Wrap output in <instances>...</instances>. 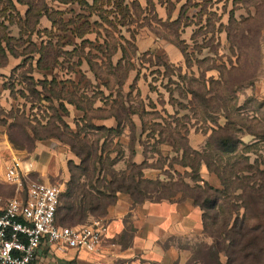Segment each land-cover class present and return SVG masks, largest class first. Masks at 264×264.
Returning <instances> with one entry per match:
<instances>
[{"label": "crops", "instance_id": "0c3cea01", "mask_svg": "<svg viewBox=\"0 0 264 264\" xmlns=\"http://www.w3.org/2000/svg\"><path fill=\"white\" fill-rule=\"evenodd\" d=\"M28 1L33 3L30 10ZM220 7V0H0V85L11 100L8 92L33 81L37 98L50 102L53 116L58 114L55 132H79L90 141L98 136L97 149L116 158L111 164L116 170H123L120 161L127 158L136 164L146 163L141 167L145 179L178 180L190 186L207 182L219 187V177L203 160L197 164L200 180L189 183L183 177L191 168L182 162L177 141L171 140L169 146L182 169L173 163L154 164L141 141L147 134L171 133L185 135L189 147L197 152L208 148L209 136L217 128L212 125L203 136L198 125L186 121L189 111L177 104H185L189 92L178 96L171 87L168 91L156 89L161 81L179 86V79L195 72L189 39L220 36ZM126 42L132 44L131 54ZM10 125L7 121V126H0L2 168L13 155L24 156L31 178L62 181L64 192L71 178L69 162H80L68 141L56 134L37 138L27 152L9 138ZM105 129L112 130L110 136ZM157 150L160 152V146ZM98 175L92 179L82 175L80 182L92 192L89 184L95 183ZM8 187V194H17L13 184ZM114 194V201L101 213L107 230L95 251L41 244L39 260L54 258L57 264H186L193 241L211 242V237L205 238L202 209L180 192L167 198L147 194L138 201L124 190ZM83 214L79 220L61 215L59 221L73 225L93 216L86 210Z\"/></svg>", "mask_w": 264, "mask_h": 264}, {"label": "rangeland", "instance_id": "374dc122", "mask_svg": "<svg viewBox=\"0 0 264 264\" xmlns=\"http://www.w3.org/2000/svg\"><path fill=\"white\" fill-rule=\"evenodd\" d=\"M220 3V17L223 19L220 22V36L189 39V57L191 63H195L191 69L195 72L191 71L183 80L178 78L179 86L175 83L163 84L161 81L156 91L158 89L168 91L167 88L171 87L178 96L182 95L180 93L189 92L188 99L185 98L186 103L177 102V104L182 110L189 111V119L186 121L191 125H198L203 136H207L205 130L212 125L217 129L218 126H226L235 132L242 142L238 147L245 149L243 152L239 151V155L233 153V159H237L240 170L236 172L239 179L230 182V185L237 186L245 176L248 178V185L253 186L255 194L259 195L263 193V189H259V184H263L264 179V0H220ZM126 45L131 54L132 44L126 42ZM2 86L0 85V126H7V121H10L11 128L10 126L7 128L9 138L15 146L25 148L28 152L37 140L32 127L38 122L42 123L41 120L45 123L51 120L53 115L51 103L46 99L40 101L37 98L36 86L32 83L28 84V80L25 84L15 86L13 93L8 92L11 100H7L5 96L7 89L4 90ZM45 90L46 88L43 93L47 96L48 92ZM15 92L17 95L14 94ZM199 99H203L204 104ZM171 140H174L172 143L177 141L178 146L182 147L181 160L184 157L191 168L188 172H183V177L189 183L200 180L196 172L197 164L203 160L201 157L209 147L204 148V151H198L200 155L197 161L198 155L190 147L185 155L184 147L188 145L185 135L147 134L143 136L141 144L145 154L154 164L173 163L177 168L182 169L177 161L179 158L174 157L175 152L169 146ZM157 146H160V152ZM21 157L25 159L24 156ZM112 159L116 160L109 158ZM130 161L127 158L120 161L123 169H127ZM131 169L136 171V167ZM3 171L4 168L0 165V206L7 197L11 196L8 194L9 183L4 180ZM75 174V180L80 182L82 176L80 171H76ZM176 174L180 173L176 172ZM179 185L183 186V192L186 194L195 192V188L190 189L183 183H178ZM155 189L151 191L152 196L173 193L172 188L155 187ZM247 189L249 188L239 186L233 190V201L241 206L240 211L244 210L242 207ZM178 192L183 194L180 190L175 194ZM60 200L57 221L62 220L60 223L67 224L63 219L59 221V217L64 213L62 212L64 202L67 201L66 188ZM248 206L251 211L259 212V215L263 216V199L260 198V203L254 205L250 201ZM251 221H254V218H251ZM205 238L210 239V236L205 234ZM261 243L264 246L263 239ZM195 244L194 241L191 243V252L194 251ZM261 258L260 256L259 259ZM189 264H197V262L190 261Z\"/></svg>", "mask_w": 264, "mask_h": 264}, {"label": "trees", "instance_id": "16d2710c", "mask_svg": "<svg viewBox=\"0 0 264 264\" xmlns=\"http://www.w3.org/2000/svg\"><path fill=\"white\" fill-rule=\"evenodd\" d=\"M28 2V10H30L33 3L31 1ZM31 83L34 84L33 81H28V84ZM49 91H53V89L49 87ZM59 93L56 92V94ZM199 101L204 104L203 99H199ZM77 104L82 105L83 103ZM60 106L62 105L60 104ZM56 118H58V114L52 115L51 120L44 124L38 122L32 128L36 138H46L52 134L64 138L71 146L72 152L80 159L78 164H69L71 178L67 182L66 187L67 201L64 200L63 210L65 211L62 214L64 217L79 220L85 216L83 214L85 210L93 216H101L105 206L114 201V193L117 190L127 191L133 200L138 201L142 200L147 194L151 195L153 193L151 191L156 190L155 187L172 188V194L156 197L167 198L175 195V192L179 190L183 193V196L190 197L202 209L203 229L211 237V242L208 244L201 241L195 244V249L191 252V256L186 264H189L190 261L197 262V264H262L264 262V246L261 243V239L264 240V212L263 216H260L259 212L251 211L248 206L250 201L252 205L260 203V198L263 199L264 204V179L263 184H259V189H263V193L259 195L255 194L253 186L248 185L249 181L245 176L237 186L230 185V182L239 179L237 173L240 170V167L237 165V159H233V153L236 155L238 153L239 155L245 149V147H238L242 142L231 128L218 126L217 130H213L207 141L209 149L205 150L201 157L208 169L217 174L221 185L215 187L204 182L203 184L190 186L180 181L162 183L160 180L142 178L140 168L145 165L144 161L139 164L130 161L127 169L114 170L111 164L115 159L109 160L108 151L103 155L104 149L101 151L97 149L98 136L90 141L87 136H80L79 132L72 134H67L66 132H63V134L56 133L57 126L54 122ZM62 125L65 128L68 127L65 122ZM105 130V134L110 136L112 130ZM188 148V145L184 147L185 155ZM191 150L198 155V161L199 152L194 149ZM245 158L243 157V159ZM182 162L186 163L184 157ZM132 167L133 169L136 167V171L132 170ZM78 170L80 171V175H85L89 179H92L96 173L99 174L95 178V183L90 182L89 184L93 189L92 192L85 188V183L75 180V172ZM100 175L102 176L99 177ZM231 177L233 178L231 179ZM178 183H183L190 189L195 188V192L184 193L183 186H178ZM239 186L249 188L246 190L245 202H243L244 205L242 207L243 211H240L241 206H238L233 201V190ZM62 192L59 196L62 195ZM79 195L81 197L77 198ZM74 202L77 206L74 205ZM57 215L58 207L55 212V220L57 223L62 224L57 221ZM251 218H254V221H251ZM223 256L225 257L224 261L221 258ZM260 256L262 257L261 259H259Z\"/></svg>", "mask_w": 264, "mask_h": 264}, {"label": "built area", "instance_id": "2783aa9c", "mask_svg": "<svg viewBox=\"0 0 264 264\" xmlns=\"http://www.w3.org/2000/svg\"><path fill=\"white\" fill-rule=\"evenodd\" d=\"M24 161L13 155L3 171L4 180L14 185L17 194L0 206V264H57L54 258L39 260L41 244L95 251L106 234L105 218L92 216L73 225L57 223L55 212L64 182L31 178Z\"/></svg>", "mask_w": 264, "mask_h": 264}]
</instances>
